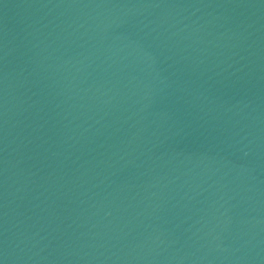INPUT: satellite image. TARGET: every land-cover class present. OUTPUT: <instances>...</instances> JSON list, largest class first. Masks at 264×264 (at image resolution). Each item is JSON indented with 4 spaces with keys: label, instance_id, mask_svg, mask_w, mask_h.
I'll use <instances>...</instances> for the list:
<instances>
[{
    "label": "water",
    "instance_id": "95a60500",
    "mask_svg": "<svg viewBox=\"0 0 264 264\" xmlns=\"http://www.w3.org/2000/svg\"><path fill=\"white\" fill-rule=\"evenodd\" d=\"M2 264H264V0H0Z\"/></svg>",
    "mask_w": 264,
    "mask_h": 264
},
{
    "label": "snow or ice",
    "instance_id": "6c2138e0",
    "mask_svg": "<svg viewBox=\"0 0 264 264\" xmlns=\"http://www.w3.org/2000/svg\"><path fill=\"white\" fill-rule=\"evenodd\" d=\"M0 264H2V262H0Z\"/></svg>",
    "mask_w": 264,
    "mask_h": 264
}]
</instances>
